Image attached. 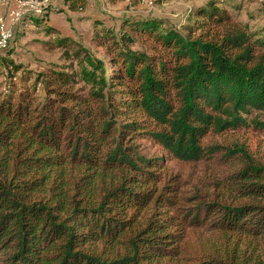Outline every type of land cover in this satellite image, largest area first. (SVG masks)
I'll list each match as a JSON object with an SVG mask.
<instances>
[{
    "label": "trees",
    "instance_id": "1",
    "mask_svg": "<svg viewBox=\"0 0 264 264\" xmlns=\"http://www.w3.org/2000/svg\"><path fill=\"white\" fill-rule=\"evenodd\" d=\"M43 33L62 64L0 56V264H264V164L207 143L264 132V30L209 2L180 29L96 25L89 47ZM171 160L232 166L249 202L188 192ZM189 230L218 237L192 252Z\"/></svg>",
    "mask_w": 264,
    "mask_h": 264
},
{
    "label": "rangeland",
    "instance_id": "2",
    "mask_svg": "<svg viewBox=\"0 0 264 264\" xmlns=\"http://www.w3.org/2000/svg\"><path fill=\"white\" fill-rule=\"evenodd\" d=\"M209 2L218 3L252 30H264V12L261 11L264 0H89L84 12L69 10L64 0H53V4L52 0H8L5 6L0 3V19H6L13 6L17 8L22 4L25 12L36 13L40 7L42 13L33 16L25 14L24 20L10 24L13 38L7 48L0 50V56H9L16 64L24 66L25 71L41 74L52 63L62 64L61 52L52 51L46 46L48 39L43 33V26L59 29L63 35H75L77 41L89 47L96 25L102 24L118 31L127 20L154 18L180 29L189 15L204 8ZM26 3L29 5H25ZM41 19L45 20L42 24H37ZM207 143L244 147L254 160L264 164V132L253 129L229 131L212 135ZM144 148L149 156L158 154L149 145ZM235 170L232 166L185 164L178 160H171L167 164L168 175L178 176L188 192L208 194L210 198L239 205L249 200L238 198L227 183ZM217 237V234L203 230H189L185 243L190 251L196 252ZM101 247L107 248L103 245Z\"/></svg>",
    "mask_w": 264,
    "mask_h": 264
},
{
    "label": "built area",
    "instance_id": "3",
    "mask_svg": "<svg viewBox=\"0 0 264 264\" xmlns=\"http://www.w3.org/2000/svg\"><path fill=\"white\" fill-rule=\"evenodd\" d=\"M6 2L7 0H0L1 4H5ZM52 4H53V0H52ZM25 14L37 15L41 13H33L32 11L31 12H21V8H18L17 6L16 10L10 11L9 16L6 19H0V50L7 48V46L11 42V39L13 38L10 24L21 22L22 15H25Z\"/></svg>",
    "mask_w": 264,
    "mask_h": 264
},
{
    "label": "crops",
    "instance_id": "4",
    "mask_svg": "<svg viewBox=\"0 0 264 264\" xmlns=\"http://www.w3.org/2000/svg\"><path fill=\"white\" fill-rule=\"evenodd\" d=\"M8 1V0H7ZM15 3V2H14ZM5 5H7V2L5 3V4H2V6H5ZM14 5V4H13ZM21 6L22 5H19L18 6V8H21ZM12 10H16L17 8L15 7V6H13L12 8H11ZM0 12L2 13V10L0 9ZM33 16V15H32ZM24 20V19H23ZM59 32H60V30L59 29H57ZM61 34H62V32H60ZM63 35V34H62ZM64 37H70V38H72V39H75V40H77V38H76V36L75 35H71V34H68V35H63Z\"/></svg>",
    "mask_w": 264,
    "mask_h": 264
},
{
    "label": "bare ground",
    "instance_id": "5",
    "mask_svg": "<svg viewBox=\"0 0 264 264\" xmlns=\"http://www.w3.org/2000/svg\"><path fill=\"white\" fill-rule=\"evenodd\" d=\"M23 5H24V4H22V6H21V12H25V11L22 10V9H23ZM25 5L28 6L29 4L26 3ZM37 9H38V10L36 11V13H42V8L38 7ZM24 16H25V15H22V20L24 19Z\"/></svg>",
    "mask_w": 264,
    "mask_h": 264
}]
</instances>
